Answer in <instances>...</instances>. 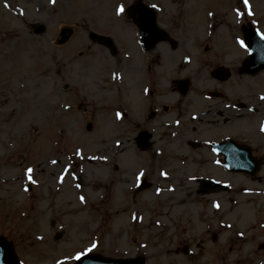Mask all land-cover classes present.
<instances>
[{"label": "rangeland", "instance_id": "1", "mask_svg": "<svg viewBox=\"0 0 264 264\" xmlns=\"http://www.w3.org/2000/svg\"><path fill=\"white\" fill-rule=\"evenodd\" d=\"M136 1L0 0V237L22 264H72L84 253L145 264H264V250H257L264 243V212L255 210L264 198L199 195L196 172L211 173L210 166L181 167L175 159L179 174L160 182L155 159H134L127 123L112 113V99L99 94L110 67L99 47L86 51V32L102 14L118 15L123 3ZM190 7L197 15L220 16L218 25L245 12L264 20V0H247V6L245 0H189ZM40 23L46 31L36 36L33 26ZM62 27L74 34L57 47ZM193 31L200 35V28ZM81 105L88 114L77 110ZM109 157L119 171L96 166ZM144 161L151 186L132 195ZM230 182L235 191L264 190V183ZM248 199L254 203L246 208ZM56 233L61 238L53 241ZM120 242L127 246L115 245Z\"/></svg>", "mask_w": 264, "mask_h": 264}, {"label": "flooded vegetation", "instance_id": "2", "mask_svg": "<svg viewBox=\"0 0 264 264\" xmlns=\"http://www.w3.org/2000/svg\"><path fill=\"white\" fill-rule=\"evenodd\" d=\"M152 1L157 7L153 10L154 27L148 20L143 24L138 22L148 17L138 9L139 2L120 16L101 15L96 27L102 30L100 36L110 41L96 39L92 45L107 53L105 65L111 66V73L101 77L99 94L104 98L114 97V107L126 114L128 141L137 153V135L141 132L151 135L149 151L139 153L153 154L156 158V177L168 179L177 174L179 171L172 167L173 159H177L180 164L210 166L211 173L196 172L202 179L230 185L231 176H237L247 183L261 185L264 183V70L252 73L258 64L249 58L245 30L255 26L264 35V24L243 19L237 29L229 28L220 35L215 36L214 30L203 33L202 39L207 44L200 45V39L189 36L197 22L192 13L194 8ZM140 25L146 26L145 37H149L145 45L140 40ZM153 38H158L156 43ZM124 73L128 75L127 85L122 87ZM116 80L121 83L120 88L115 85ZM185 87L187 93L182 95ZM80 108L82 114H88L87 106ZM105 160L109 162L100 159L96 165L101 169L114 164L118 170L115 159ZM225 160L245 163V169L252 172L232 174L223 167ZM228 193L230 189L226 188L225 193L216 196ZM247 195L264 198V192ZM253 203L247 200V204ZM257 204L263 209V202Z\"/></svg>", "mask_w": 264, "mask_h": 264}, {"label": "water", "instance_id": "3", "mask_svg": "<svg viewBox=\"0 0 264 264\" xmlns=\"http://www.w3.org/2000/svg\"><path fill=\"white\" fill-rule=\"evenodd\" d=\"M44 30L43 26L35 28L34 33L39 34ZM143 264L142 261H109L103 260L99 257L86 256L81 259L77 264ZM0 264H18L13 256L10 244H7L3 240H0Z\"/></svg>", "mask_w": 264, "mask_h": 264}, {"label": "bare ground", "instance_id": "4", "mask_svg": "<svg viewBox=\"0 0 264 264\" xmlns=\"http://www.w3.org/2000/svg\"><path fill=\"white\" fill-rule=\"evenodd\" d=\"M116 246L118 247H125L127 244L125 242H120V243H115Z\"/></svg>", "mask_w": 264, "mask_h": 264}, {"label": "snow or ice", "instance_id": "5", "mask_svg": "<svg viewBox=\"0 0 264 264\" xmlns=\"http://www.w3.org/2000/svg\"><path fill=\"white\" fill-rule=\"evenodd\" d=\"M245 5L247 6V0H245ZM120 12H123V8H121V9L118 10V14H119ZM241 46H243V44H241ZM262 99H264V97H262ZM82 199H83V198H82Z\"/></svg>", "mask_w": 264, "mask_h": 264}]
</instances>
